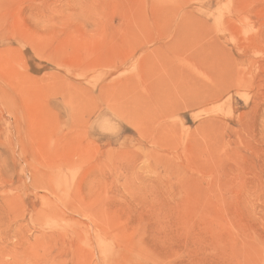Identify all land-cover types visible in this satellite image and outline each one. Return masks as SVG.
I'll list each match as a JSON object with an SVG mask.
<instances>
[{
  "label": "rangeland",
  "instance_id": "1",
  "mask_svg": "<svg viewBox=\"0 0 264 264\" xmlns=\"http://www.w3.org/2000/svg\"><path fill=\"white\" fill-rule=\"evenodd\" d=\"M0 264H264V0H0Z\"/></svg>",
  "mask_w": 264,
  "mask_h": 264
}]
</instances>
